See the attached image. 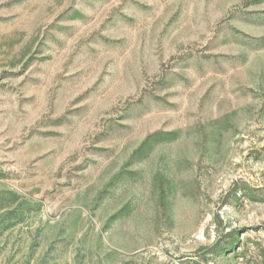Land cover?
<instances>
[{"label":"rangeland","instance_id":"obj_1","mask_svg":"<svg viewBox=\"0 0 264 264\" xmlns=\"http://www.w3.org/2000/svg\"><path fill=\"white\" fill-rule=\"evenodd\" d=\"M0 264H264V0H0Z\"/></svg>","mask_w":264,"mask_h":264}]
</instances>
